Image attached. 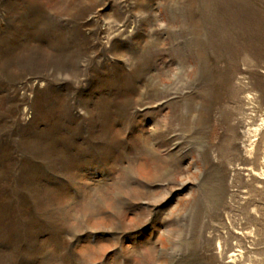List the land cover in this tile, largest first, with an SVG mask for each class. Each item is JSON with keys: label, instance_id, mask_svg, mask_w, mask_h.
I'll return each mask as SVG.
<instances>
[{"label": "rangeland", "instance_id": "1", "mask_svg": "<svg viewBox=\"0 0 264 264\" xmlns=\"http://www.w3.org/2000/svg\"><path fill=\"white\" fill-rule=\"evenodd\" d=\"M0 264H264V0H0Z\"/></svg>", "mask_w": 264, "mask_h": 264}]
</instances>
